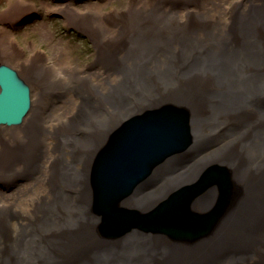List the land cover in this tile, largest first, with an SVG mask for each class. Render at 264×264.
I'll return each mask as SVG.
<instances>
[{
  "label": "bare ground",
  "instance_id": "bare-ground-1",
  "mask_svg": "<svg viewBox=\"0 0 264 264\" xmlns=\"http://www.w3.org/2000/svg\"><path fill=\"white\" fill-rule=\"evenodd\" d=\"M51 1L6 0L0 23L58 13L95 45L84 72L98 62L95 71L104 73L81 78L68 55L52 64L45 53L27 55L13 39L6 46L0 40V65L26 85L30 106L21 110L20 125H0V184H19L8 198L0 191V264H248L224 254L235 243L254 249L262 263L264 0H132L123 12L84 4L103 0ZM239 5L244 17L237 15ZM108 13L118 16L109 20ZM63 62L68 69L59 67ZM7 82L0 71L6 90L13 86ZM164 108L188 114L189 154L196 158L179 168V158L170 160L155 174L161 180L122 205L149 214L221 165L230 171L234 192L227 211L214 232L197 241L180 242L179 232L170 230L105 240L98 232L102 217L92 210L93 163L128 119ZM220 138L223 144L210 145ZM235 184L243 191L237 196ZM219 199L213 186L191 209L210 215Z\"/></svg>",
  "mask_w": 264,
  "mask_h": 264
},
{
  "label": "water",
  "instance_id": "water-1",
  "mask_svg": "<svg viewBox=\"0 0 264 264\" xmlns=\"http://www.w3.org/2000/svg\"><path fill=\"white\" fill-rule=\"evenodd\" d=\"M9 69L0 65V71L8 75L7 83L13 85L6 90L5 83L0 84V125H20L25 116L21 110L27 113L30 107L29 90ZM16 112L18 115L14 118L12 115ZM150 113L124 124L93 163L92 209L102 217L99 232L107 239H125L132 231L144 234L176 231L179 232L177 238L183 239L180 242L208 237L220 217L225 215L227 203L234 194L229 171L224 167L206 169L195 183L166 196L149 214L122 205L124 199L155 183L153 181L159 179L155 174L170 160L188 153L193 144L186 112L164 108ZM213 186H217L220 192L219 207L209 211L212 212L210 215L200 216L191 205Z\"/></svg>",
  "mask_w": 264,
  "mask_h": 264
},
{
  "label": "rangeland",
  "instance_id": "rangeland-1",
  "mask_svg": "<svg viewBox=\"0 0 264 264\" xmlns=\"http://www.w3.org/2000/svg\"><path fill=\"white\" fill-rule=\"evenodd\" d=\"M13 3L18 0H10ZM132 0H122L121 2L124 3V6L121 8L119 0H103V1H97L96 3H88L85 2L84 4L88 7H95V6H105L112 5L113 8H117L122 10L121 12L126 10V7ZM198 1V0H197ZM202 2L203 0H199ZM36 1L35 3H37ZM53 1L49 0V3L51 4ZM142 4V2H140ZM201 5H204V3H200ZM250 2L246 1L245 5H249ZM256 5H260V1L256 0ZM37 5H41L38 4ZM207 7H211L212 5L209 3H205ZM204 5V7H206ZM219 5V4H218ZM119 7V8H118ZM10 8V7H9ZM7 9L6 6V0H0V13H3ZM244 7L237 6L236 11L238 16H243L244 14ZM192 12V10H190ZM109 20L113 19L115 16H118L117 13H112L109 15ZM107 17V16H106ZM102 17V18H106ZM101 18V19H102ZM68 24L64 17L58 13H54L53 15L49 16L45 13L40 14L38 16L32 17L28 21H15L13 24H8L7 22L0 23V40H2V43L4 46L8 45L9 39H13L12 42L17 44L19 48H23L27 55H34L36 52H42L45 53L49 57L50 62L53 64L55 62L59 61L58 55L64 54L68 55L70 57V61L73 67H76V69H72V72L78 73L79 77L81 78H88L91 77L96 80V77L99 75H103L104 72H96L100 68L98 65V62L94 64L95 70H92L93 72L87 73L84 72L86 70L85 68L93 62L95 59L94 57V50H96L95 45L93 44V41L91 42L90 38H88L86 35H84L83 31L73 29L71 27H67ZM68 28V29H67ZM3 37V38H2ZM14 66H18L16 62H10ZM60 68L68 69V65L66 63H62L59 65ZM58 67V68H59ZM98 68V69H97ZM106 110V108H103V110ZM159 109V108H157ZM154 110H148V111H155ZM104 110V111H105ZM147 112V111H146ZM138 116V115H137ZM137 116H134L132 118H135ZM130 118V119H132ZM128 119L127 121H129ZM126 121V122H127ZM125 122V123H126ZM124 123L118 128L120 129ZM226 132V131H224ZM226 135V134H225ZM223 135V136H225ZM221 136V137H223ZM225 138V137H224ZM234 138V136H232ZM220 140H214L212 141V144L205 142L203 149H207L210 145H220L224 142ZM231 137L226 138L225 142H227ZM194 140V138H193ZM210 141V140H208ZM109 142V140H108ZM107 142V143H108ZM229 144H225L223 148L228 147ZM211 146V147H212ZM201 151V149H200ZM184 152L182 157L179 158V160L176 163L177 168L183 167L184 165L191 164L196 157H194L193 154H189ZM198 153V151H197ZM178 159V158H176ZM174 159V160H176ZM221 166V165H219ZM226 168V167H224ZM228 169V168H226ZM166 170L165 168L162 169V171ZM229 170V169H228ZM161 171V172H162ZM230 172V171H229ZM158 173V172H157ZM160 174V173H159ZM164 177H168L166 174H162ZM19 187V184L12 185V184H0V191L7 194L5 196L8 198L10 195H13L11 192L16 191ZM156 185H154L152 188H155ZM235 190V196L238 194H241L243 191L241 190V187L236 185L234 186ZM28 191H26L27 193ZM10 193V194H8ZM12 198V197H11ZM213 209V208H212ZM211 209V210H212ZM93 210V209H92ZM210 210V211H211ZM209 212V211H208ZM206 212V213H208ZM100 225V224H99ZM99 232V231H98ZM100 234V232H99ZM151 235V234H149ZM101 238L105 240H116V239H107L104 238L100 234ZM121 247V243H120ZM237 249L238 252H234V250ZM254 249H251L250 247H247L246 244L243 243H235L231 246L230 250H227L224 254L228 255L229 258H246L248 264H264V257L261 258L262 263H260V259L253 255ZM82 252V251H81ZM83 253V252H82ZM241 255V256H240ZM252 257L250 258V256Z\"/></svg>",
  "mask_w": 264,
  "mask_h": 264
}]
</instances>
